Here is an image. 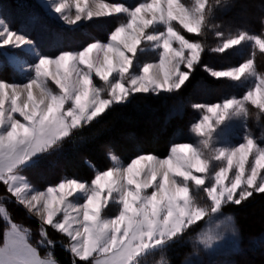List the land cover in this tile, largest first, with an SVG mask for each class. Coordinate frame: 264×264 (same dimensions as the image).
Segmentation results:
<instances>
[{
	"label": "snow or ice",
	"instance_id": "1",
	"mask_svg": "<svg viewBox=\"0 0 264 264\" xmlns=\"http://www.w3.org/2000/svg\"><path fill=\"white\" fill-rule=\"evenodd\" d=\"M229 3L194 0L189 7L180 0L135 5L120 0L26 2L23 6L30 12L25 28L48 31L40 24L42 13L66 26L49 34L48 50L30 31L14 28L0 6V185L9 200L14 198L38 219L37 243L50 249L41 258L38 247L30 243L29 230L0 206V219L7 225L0 264H60L49 229L66 237L63 248L70 254V264H142L149 253L186 243L191 251L182 264H216L214 257L221 251L239 248L241 229L232 210L264 195V147L247 131L237 146L222 141L233 123L246 125L250 106L257 110V122L264 121V75L256 71L255 52L238 67L210 71L217 79L233 82L253 77L255 86L240 98L191 105L203 113L191 126L199 137L196 146L174 144L164 158L141 150L123 164L109 148L105 158L112 166L97 168L90 180L64 178L44 190L34 189L19 174L41 166L66 143L90 144L102 133L85 135L86 129L138 95L159 97L183 90L202 63L199 36L210 27L215 10ZM120 16L126 20L111 22ZM103 18H109L103 38L67 46L74 29L101 23ZM243 41L254 42L264 53V37L244 31L213 51L223 54ZM149 49L155 50L159 62L139 66ZM8 75L21 82L5 79ZM97 77L103 87H97ZM200 192L206 194L203 203L197 198ZM70 197L83 202L73 204ZM113 207L109 218L106 213ZM205 223L212 226L188 236Z\"/></svg>",
	"mask_w": 264,
	"mask_h": 264
},
{
	"label": "trees",
	"instance_id": "2",
	"mask_svg": "<svg viewBox=\"0 0 264 264\" xmlns=\"http://www.w3.org/2000/svg\"><path fill=\"white\" fill-rule=\"evenodd\" d=\"M142 1L146 0H120L126 5H135ZM193 1L180 0L186 6H190ZM26 2H35V0H0V6L4 16L14 28L30 31L48 50L49 34L61 32L66 26L54 17L51 19L44 17L42 13L40 24L44 25L48 31L41 28L33 31L31 26L25 28L30 12V9L23 6ZM43 12L47 10L43 8ZM262 18H264V0H230L228 7L215 10L214 16L209 20L210 27L199 36V41L204 46L202 63L195 69L190 83L183 90L176 94H164L159 97L138 95L127 106L112 109L91 128L86 129L85 135H91L97 131L102 133L90 144L78 147L72 143H66L60 153L48 157L41 166L20 173L32 187L37 189L57 183L64 178L90 180L97 168L104 169L112 166L111 162L105 158L109 148L119 156L121 162L125 163L141 150L157 156H165L174 143L190 141L186 132L198 116L196 109L191 105L215 103L227 96L242 93L235 82L227 78L217 79L211 76L208 68L225 69L239 65L253 58L252 53L255 52L256 71L259 75H264V53H261L251 41H243L239 46L230 48L223 54L213 51L229 38L237 36L240 31L264 37ZM124 20L126 17L120 16L111 22L118 23ZM173 23L179 30L180 26ZM108 30L109 18H103L101 23L82 25L73 30L74 35L66 41L67 46L79 47L84 40L103 38ZM217 33H220V36H217ZM156 58L155 50L149 49V55L141 57L139 66H142L143 62L154 61ZM4 78L10 81L18 79L17 76L12 75ZM256 111L255 106H250L252 115L247 120V126L255 136L262 134L264 137V121L257 122ZM201 194L202 192L197 198L203 203L205 201ZM7 197L8 194L3 185H0V202L5 205L11 219L21 228L29 230L30 243L38 247L41 256H47L50 249L39 246L37 243L40 239L38 219L27 213L14 201V198L9 200ZM232 211L241 229L239 248L231 253L233 264H264V244L256 240L264 232V195H255ZM114 212L113 207L106 215L112 216ZM6 227L5 221L0 219V245L3 243ZM200 227L201 225L199 228H193L188 236L194 235ZM49 237L56 242L55 258L60 261V264H70V254L63 248L68 243L66 237L51 229H49ZM185 239L187 240V237ZM190 251V243L174 245L163 253L159 251L149 253L142 258V264H168L169 261L171 264H180Z\"/></svg>",
	"mask_w": 264,
	"mask_h": 264
},
{
	"label": "rangeland",
	"instance_id": "3",
	"mask_svg": "<svg viewBox=\"0 0 264 264\" xmlns=\"http://www.w3.org/2000/svg\"><path fill=\"white\" fill-rule=\"evenodd\" d=\"M142 2H148V0H146V1H142ZM40 3L43 5V3H44V0H40ZM194 3V1L192 2V4ZM191 4V5H192ZM190 5V6H191ZM189 6V7H190ZM46 9V8H45ZM47 10V9H46ZM73 12H74V9H73ZM49 15H51L50 13H49ZM58 22H60V21H58ZM61 24H62V22H60ZM176 24H178L177 22H175ZM236 37V36H235ZM235 37H231V38H235ZM230 39V38H229ZM252 42V41H251ZM253 44H254V42H252ZM223 45V44H222ZM152 50H154V49H152ZM246 61V60H245ZM159 62V60H158V55H157V58L154 60V61H150L149 63H154V64H157ZM244 62V61H243ZM243 62H241V63H243ZM240 63V64H241ZM239 65H236V66H230V67H228V68H225V69H213V70H216V71H219V70H227V69H231V68H233V67H238ZM142 67V66H141ZM209 72L211 71V69H207ZM259 75V74H258ZM11 82H21L20 81V79H17V80H13V81H11ZM96 84H97V87H103V82L102 81H100L99 80V78L97 77V78H95V81H94ZM234 83V82H233ZM236 83V85L237 86H239V88L242 90V93H240V95H231V96H227V97H225V98H223L222 100H220V101H218V102H222L224 99H226V98H231V97H236V98H240L242 95H243V93L245 92V91H247V89L249 88V87H254L255 86V79L253 78V77H244V78H242V80L240 81V82H235ZM50 86L51 87H53L54 89H55V85L54 84H51V82H50ZM218 102H215V103H218ZM208 104H212V103H208ZM205 105H207V104H205ZM196 112H197V119L193 122V123H195V122H198L201 118H202V115H203V113L202 112H200L198 109H196ZM210 116H211V114H209ZM192 123V124H193ZM192 124L189 126V128H188V130H187V132H186V136L190 139V141H188V142H178V143H174V144H179V143H191V144H193L194 146H196L197 144H198V142H199V137L195 134V133H193L192 131H191V126H192ZM246 131L247 132H251V133H253L252 132V130L247 126V123H246V125H245V123L244 122H238V123H233L232 125H231V131H230V134H229V136L226 138V139H224L223 141H222V144H224V145H227V146H237L239 143H242V142H244V136H245V134H246ZM254 134V133H253ZM258 135V136H257ZM255 137L257 138V140L261 143V146L262 147H264V137H263V135L262 134H257ZM173 144V145H174ZM172 146V145H171ZM170 146V147H171ZM217 146H220V145H217ZM170 147H169V149H168V152H167V154L165 155V156H158V157H160V158H164V157H166L168 154H169V151H170ZM127 162V161H126ZM122 164H123V162H121ZM216 163V165H217V170H218V167H219V162H215ZM246 168H247V165H246ZM20 175H22V173H19ZM230 174H231V172H230ZM47 187V186H46ZM46 187H44V188H42V189H37V188H34V189H36V190H44ZM200 196H202V197H206V194L205 193H203L202 192V194L200 195ZM69 200H70V202L71 203H73V204H80V203H82L83 201H82V199H80V198H72V197H70L69 198ZM0 206H4L5 207V205L2 203V202H0ZM69 211H71V209L69 210ZM31 215V214H30ZM32 216V215H31ZM109 218L111 217V216H108ZM17 224V223H16ZM212 225H211V223H205V224H201V227H200V229L198 230V231H200L201 229H204V228H208V227H211ZM22 229H25V228H22ZM256 240L258 241V242H261L262 244H264V232L263 233H261L257 238H256ZM254 241V240H253ZM3 242H4V239H3ZM3 246V243L0 245V247H2ZM237 249H232V248H226V249H224L223 251H221L220 252V254L219 255H216L214 258H215V260H216V264H233V262H232V259H231V253L232 252H234V251H236ZM41 256V255H40ZM47 256H41V258H46ZM185 259V258H184ZM183 259V260H184ZM191 259H197V257L196 256H193V257H191ZM182 260V261H183ZM182 261H181V263L180 264H182Z\"/></svg>",
	"mask_w": 264,
	"mask_h": 264
},
{
	"label": "bare ground",
	"instance_id": "4",
	"mask_svg": "<svg viewBox=\"0 0 264 264\" xmlns=\"http://www.w3.org/2000/svg\"><path fill=\"white\" fill-rule=\"evenodd\" d=\"M85 30V29H84ZM77 33V32H76ZM74 39V38H73ZM16 77V76H15Z\"/></svg>",
	"mask_w": 264,
	"mask_h": 264
}]
</instances>
